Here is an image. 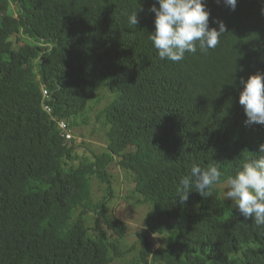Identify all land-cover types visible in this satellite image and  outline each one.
<instances>
[{"label": "trees", "instance_id": "16d2710c", "mask_svg": "<svg viewBox=\"0 0 264 264\" xmlns=\"http://www.w3.org/2000/svg\"><path fill=\"white\" fill-rule=\"evenodd\" d=\"M154 3L0 0V264H264V226L222 196L264 144V124H246L239 104L241 79L264 74V0L235 10L204 0L209 27L222 21L225 34L180 62L161 60L147 37ZM62 121L93 128L105 149L79 146L84 128L67 141ZM194 162L217 164L221 182L181 204ZM112 163L134 176L124 202L150 206L134 243L128 222L105 216ZM95 178L108 188L99 201Z\"/></svg>", "mask_w": 264, "mask_h": 264}, {"label": "clouds", "instance_id": "9594fccd", "mask_svg": "<svg viewBox=\"0 0 264 264\" xmlns=\"http://www.w3.org/2000/svg\"><path fill=\"white\" fill-rule=\"evenodd\" d=\"M223 2L235 10L237 0ZM150 11L155 14V30L147 37L161 60L180 62L186 53L195 54L198 50L207 53L219 45L220 37L225 34L222 21H215L218 29L209 27L210 12L204 0H156ZM127 17L129 25L135 28L139 22L137 10ZM241 83L243 90L239 94V104L247 117L245 123L264 124V74L250 75L247 80L242 78ZM259 152L226 177L222 196L224 200L230 199L245 219L250 218L255 225L264 226V144L259 146ZM222 175L215 163L206 168L192 163L188 174L179 179L176 200L185 203L193 190L202 197H212Z\"/></svg>", "mask_w": 264, "mask_h": 264}, {"label": "rangeland", "instance_id": "374dc122", "mask_svg": "<svg viewBox=\"0 0 264 264\" xmlns=\"http://www.w3.org/2000/svg\"><path fill=\"white\" fill-rule=\"evenodd\" d=\"M16 6H13V9H15ZM72 128V127H71ZM84 128V132L87 135L86 139L79 138L77 141V144L79 146H83L85 143L89 144V147L91 150L98 152L103 151L106 145H103L104 140L96 137H92V131L93 128L89 127H74L72 128L73 135L76 134V136L80 135L81 130ZM102 143V144H100ZM109 172L112 175V180L116 186L117 189V198L116 200L112 203V206L109 209V212L105 214V216H113L114 218H118L120 220L126 221L130 224L131 227V237H130V242L134 243L136 242L137 238V232L138 230L145 225L146 218H147V213L150 211V206H145V207H131L129 202L126 204L124 201L126 200L128 193L132 192V183L134 182V176L132 172L126 171L122 169L117 163L112 164L109 168ZM93 188V195L94 199L96 201H99L102 199L106 191L108 190L107 185L103 184L102 180L100 178H95L93 180L92 184ZM109 206V204H108ZM103 219V218H101ZM97 223V216L93 215V218H90L88 220V226L90 228H94ZM102 227H105L104 221L101 223ZM95 232H93L94 234ZM113 254V253H112Z\"/></svg>", "mask_w": 264, "mask_h": 264}, {"label": "built area", "instance_id": "2783aa9c", "mask_svg": "<svg viewBox=\"0 0 264 264\" xmlns=\"http://www.w3.org/2000/svg\"><path fill=\"white\" fill-rule=\"evenodd\" d=\"M43 93H44V97L46 98L48 96V92L46 90H43ZM60 126L67 140L71 141L74 138V136L70 130V125L67 122H62Z\"/></svg>", "mask_w": 264, "mask_h": 264}, {"label": "bare ground", "instance_id": "6f19581e", "mask_svg": "<svg viewBox=\"0 0 264 264\" xmlns=\"http://www.w3.org/2000/svg\"><path fill=\"white\" fill-rule=\"evenodd\" d=\"M33 127H34V126H33ZM73 139H74V138H73ZM73 139H72V140H73ZM72 140H71V141H72ZM109 145H110V144H109ZM112 164H113V163H112ZM108 219H109V217H108Z\"/></svg>", "mask_w": 264, "mask_h": 264}]
</instances>
